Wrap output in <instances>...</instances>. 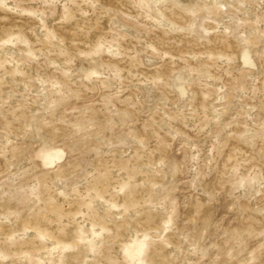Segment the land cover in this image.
Segmentation results:
<instances>
[{
  "label": "rangeland",
  "instance_id": "rangeland-1",
  "mask_svg": "<svg viewBox=\"0 0 264 264\" xmlns=\"http://www.w3.org/2000/svg\"><path fill=\"white\" fill-rule=\"evenodd\" d=\"M0 264H264V0H0Z\"/></svg>",
  "mask_w": 264,
  "mask_h": 264
}]
</instances>
